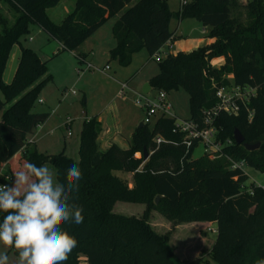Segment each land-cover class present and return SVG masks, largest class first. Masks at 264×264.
Instances as JSON below:
<instances>
[{
    "label": "trees",
    "instance_id": "obj_1",
    "mask_svg": "<svg viewBox=\"0 0 264 264\" xmlns=\"http://www.w3.org/2000/svg\"><path fill=\"white\" fill-rule=\"evenodd\" d=\"M0 1L18 12L10 26L0 14L4 26L0 31V90L4 97H0V167L9 163L11 178L28 162L38 167L51 162L61 183L74 163L83 172L75 202L84 208V221L61 226L78 240L61 264H201L200 259L178 258L169 235L152 227L149 218L153 210L171 221L215 223L217 236L210 254L217 264L264 262V187L249 184V176L231 168L225 157L245 161L264 173V0H191L177 12L171 10L168 0H76L74 10L61 22L53 21L48 14L60 0ZM173 17L197 18L210 27L208 37L215 40L161 58L158 73L150 79L152 89L168 93L184 88L190 95V119L202 122L203 111L218 102L213 81L257 88L250 111L242 107L238 114L221 112L215 120L218 138L234 140L224 146L225 156L196 157V145L187 151L183 134L173 131L176 118L167 116L138 126L128 148L114 143L106 150H101L97 141L102 130L98 117L86 119L78 161L64 152H40L29 141L49 117V113L32 109L41 89L52 79L47 75V61L21 42L32 23L61 42L63 51H77L115 18L112 32L116 44L110 58L126 66L135 52L146 48L154 58L169 41L179 38L170 27ZM15 44H20L21 55L12 81L6 83L3 73ZM77 57L80 61L83 55L78 53ZM219 57H224L225 63L213 66L211 61ZM236 130L244 137L242 144L235 141ZM157 136L164 139L159 144ZM258 142V149L246 148L247 143ZM145 151L149 154L146 161ZM116 171L131 173L132 182ZM0 180L11 183V179ZM118 201L143 203L146 209L141 217L116 213L113 208ZM3 215L0 213V220ZM10 252L17 256L14 248L10 247Z\"/></svg>",
    "mask_w": 264,
    "mask_h": 264
},
{
    "label": "rangeland",
    "instance_id": "obj_2",
    "mask_svg": "<svg viewBox=\"0 0 264 264\" xmlns=\"http://www.w3.org/2000/svg\"><path fill=\"white\" fill-rule=\"evenodd\" d=\"M182 0H168L169 6L172 11L177 12L181 9ZM136 2V0L134 1ZM133 2V3H134ZM132 3V4H133ZM76 0H60L59 4L48 10L50 18L55 22H61L66 15L72 12L75 8ZM0 14L4 19H7V25L10 26L16 20L18 12L11 7L8 3L0 1ZM245 18V15L243 16ZM115 22V18L108 20L103 26H101L97 32L98 40L102 42L99 48L95 51L97 52V57L103 58L107 54L105 52V44L110 37H113L112 27ZM171 30L178 33H182L183 36L180 39L191 38L194 42L201 39L206 40L208 33L210 31L209 26L203 25L195 17H187L182 20L173 17L170 23ZM4 26L0 22V31H2ZM204 29L206 32H204ZM46 32L40 30L39 26L32 23L30 25V31L21 38V42L25 47L33 48L32 46H38L42 44L43 37L46 36ZM95 38L93 39H97ZM92 39V38H91ZM203 40V41H204ZM89 42L85 45H89ZM48 47V45H46ZM21 54L20 44H15L10 52V56L3 73L4 82L8 83L12 81L16 68L18 66L19 56ZM163 52H161L160 57H164ZM76 66L82 67L84 63H78L77 57H74ZM77 61V62H76ZM112 67L111 71L104 73L102 70H92V71H80L75 67V75L72 76V81L65 82L66 72L61 67L57 68L55 63L49 61V69L47 75L51 74L52 79L49 80L41 89L36 101L33 105V111L39 110L40 108H45L40 101L41 99H46L44 95L45 92L54 89L53 87V75L50 72L55 70L57 77L60 79L59 83H55L61 91L65 92L67 89H75L77 95H71L66 98V106L62 108V114L59 118V127L53 136L48 137L43 143L40 144V152L45 154H58L64 152L67 156L78 161L80 159L79 146H80V135L82 131L83 120L86 117L95 115L101 110L103 106L102 97H109L113 94L115 81L121 80L119 82V90L121 89V82H127L132 76L131 80L128 82L130 88L126 89L125 94L120 95L118 92L116 102L121 108V124L126 128V133H129L131 127H137L145 118V108L141 104L137 103L139 98L138 93H143V88L146 83L149 82L152 76L159 71V59L157 56L154 58L150 57L149 52L146 48H143L134 53L132 61L130 64L124 66L121 65L119 60L110 58V55L105 61ZM65 65V63H64ZM104 65V64H103ZM218 67L217 64H212ZM217 65V66H216ZM79 71V72H78ZM53 72V71H52ZM68 72V71H67ZM137 73V74H136ZM136 74V75H135ZM45 75V77L47 76ZM82 75V78L79 77ZM61 76V77H59ZM116 78V79H115ZM71 80V79H70ZM65 82V83H64ZM49 83V84H48ZM50 88H48V86ZM86 86L85 88H83ZM52 87V88H51ZM158 90L152 89L148 94L149 98L156 100L158 96ZM83 93H86L87 103L81 101ZM0 97H3V93L0 90ZM167 100L171 105V114L177 120H186L191 118L190 110V95L182 87L172 89L167 93ZM2 114H0L1 119ZM55 123V121L53 122ZM128 130V132H127ZM53 140H58L61 143L53 142ZM203 154L202 146L195 149V156L198 157ZM140 155V153H138ZM145 158V157H144ZM149 158V157H148ZM147 158V159H148ZM145 159V161L147 160ZM43 166H47L50 171L53 172L55 179L57 178V169L51 162H46ZM249 174L248 183H252L254 180L258 183L264 184V173L258 171L249 166L246 167ZM118 176L127 181L132 182V174L125 171H116ZM10 176L9 167L7 165L0 167V178L7 179ZM0 184L3 182L0 180ZM146 209V205L143 203H133V202H122L118 201L113 211L116 213L124 214L127 216H137L141 217ZM149 221L152 227L160 234H168L170 243L175 248V253L180 260H194L200 259L201 264H217L211 258V249L216 240L217 233L208 230L209 225H202L200 222H177L171 221L165 218L159 211H151ZM212 228H216L217 225L214 223L211 225ZM10 247L0 244V251H8ZM10 257V264H16L17 256L14 253L8 254Z\"/></svg>",
    "mask_w": 264,
    "mask_h": 264
},
{
    "label": "clouds",
    "instance_id": "obj_3",
    "mask_svg": "<svg viewBox=\"0 0 264 264\" xmlns=\"http://www.w3.org/2000/svg\"><path fill=\"white\" fill-rule=\"evenodd\" d=\"M9 179L0 184V244L17 251L16 264L66 261L78 240L61 226L84 221V208L75 202L83 179L80 166H70L63 183L47 166L31 162ZM0 264H10L7 251H0Z\"/></svg>",
    "mask_w": 264,
    "mask_h": 264
},
{
    "label": "crops",
    "instance_id": "obj_4",
    "mask_svg": "<svg viewBox=\"0 0 264 264\" xmlns=\"http://www.w3.org/2000/svg\"><path fill=\"white\" fill-rule=\"evenodd\" d=\"M39 28H40V30H43L41 27H39ZM99 30L94 32L80 46V48L77 51H67V50L63 51L62 50L63 49L62 43L59 42L58 40L51 38L48 35V33H46L47 35L43 37L42 44L38 45L37 47L32 46L33 47L32 49L38 53V55L40 56V58L43 61H47L48 67L50 65L49 61H51L52 63H55L56 69L57 68L61 69V67H62L64 69V71L66 72L65 82L72 81V76L75 75V72H76L75 67H77L74 57H77L78 53L82 54L86 61L92 62L93 64H95L96 66H98L101 69H104L107 65H109L105 61L107 60V57L110 55L111 48L113 46H115L116 41H115V38L110 37V39L107 41V45L105 44L103 46L106 49L105 52H106L107 56L103 57V58L97 57V52L95 50L98 49L99 45H101V43H102L100 41H96L99 38L96 35L97 32H99ZM204 32H206L205 29H204ZM95 36H97L96 37L97 39H93V38H95ZM175 36L179 37V38L172 40V41H169L161 49V52H163V53L169 52V53L177 54L179 51H191L193 49L198 48L199 46L210 44L215 40V39L209 38V37H207L206 40L201 39L197 42H194L193 40H191V38L180 39V37H182L183 34L178 33L177 30L175 32ZM88 40H92V41H90L91 43H89V45H85L89 42ZM46 45H48V47H46ZM19 58H20V56H19ZM77 59H78V63H81L79 61L78 57H77ZM18 63H19V61H18ZM64 63H65V65H64ZM211 63L217 64L218 67H220L225 63V58L224 57L215 58L211 61ZM83 67H84V65L82 67H79V68L77 67V68L80 70ZM92 70H94V69L86 70V72L92 71ZM111 70H112V67L110 66V68L108 70H105L104 73H106L107 71H111ZM52 71L50 68V72L53 75V87L55 88V90L50 89V91H47L44 93L47 100L41 99L40 102L43 105H45V106H43L45 108H40L39 110L35 111V112L49 113V117L43 124H41L40 126H38L35 129L33 134H31L29 136V141L35 143L39 151H40V148H39L40 144L43 143L46 139H48V137L53 136L55 134V132L57 131V129L59 127L58 121L60 118V114H62V108H65V106H66V98L71 96V95H77V91L74 88L73 89H67L66 88L65 92L64 91L62 92L58 86H55L54 84L59 83L60 79L57 77L55 70H52ZM59 77H61V76H59ZM79 77L82 78V75H79ZM44 78H45V76L42 79H44ZM131 78H132V76L128 79L127 83L131 80ZM117 81L118 82L115 81V83H114V89H113V94L111 95V98H109V97L107 98L105 96L102 97V99H104V100H103V106L101 107V110L98 113H96L95 115L92 114L91 116L86 117L83 120V123H84V121L86 119H89L93 116L98 117V120L101 122V126H102L101 133L99 134L98 140H97L101 150H106L111 144H114V143L117 144L118 146H120L121 148H124V149L128 148L129 144H130V138H131L134 130L140 125L139 124L137 127H135V126L131 127V130H129V133L125 134L126 128L121 124V108L115 100V98H117V96H118V92L120 91L119 90V82L121 80L117 79ZM148 83H150V80ZM48 84H47V86H48ZM85 87L86 86H84L83 88H85ZM48 88H50V87L48 86ZM151 90H152V87H151ZM73 91H75V93ZM83 100H85V103H84V105H85L87 103L86 93H83V97H82L81 101L83 102ZM54 121H55V123H53ZM82 128H83V124H82ZM127 132H128V130H127ZM53 142L61 143L58 140H53ZM18 157H19V154L15 157V159H17ZM5 165H7L9 167L10 164L6 163L3 166H5ZM9 171H10V168H9ZM200 224L211 226L214 223L200 222ZM9 253H11L10 250L8 251V254Z\"/></svg>",
    "mask_w": 264,
    "mask_h": 264
},
{
    "label": "built area",
    "instance_id": "obj_5",
    "mask_svg": "<svg viewBox=\"0 0 264 264\" xmlns=\"http://www.w3.org/2000/svg\"><path fill=\"white\" fill-rule=\"evenodd\" d=\"M191 0H182L181 5L186 6ZM242 3H247L249 0H240ZM169 52H165L166 56ZM161 51L155 56L160 60ZM80 62L84 63V67L80 71H86L90 69L95 70H108L110 68L107 65L104 69L99 68L90 61H86L83 57L80 58ZM213 85L216 88V98L218 100L216 106L203 111V120L198 122L192 119L177 120L175 122L174 132L183 134V142L186 145L187 151H190L195 145L197 147L202 146L203 154L208 155L211 159H216L225 156L223 148L225 145H232L234 140L228 139L222 141L218 138V129L215 126V120L221 112L229 114H238L242 107H245L250 111L249 103L251 99L256 95L257 88L252 86H225L218 85L213 81ZM130 86L127 82H121L120 95L125 94L126 89ZM75 93V91H73ZM138 104H141L145 108V124L153 123L160 116L174 117L170 110L171 105L167 100V92L160 90L156 100L149 98L148 94L138 93ZM252 113H250V117ZM164 139L161 136L156 137V142L159 144ZM230 162V166L233 169H241L245 174H248L246 167L248 166L245 161H238L230 156H225ZM250 177V176H249ZM8 179L10 178L7 177ZM237 179V177H235ZM256 186L264 187V184L253 181ZM252 191V189H248ZM208 230L217 233V227L214 229L211 226Z\"/></svg>",
    "mask_w": 264,
    "mask_h": 264
},
{
    "label": "water",
    "instance_id": "obj_6",
    "mask_svg": "<svg viewBox=\"0 0 264 264\" xmlns=\"http://www.w3.org/2000/svg\"><path fill=\"white\" fill-rule=\"evenodd\" d=\"M151 90V84L150 83H146L144 88H143V93L147 94L149 93ZM144 122H141L139 126H143ZM234 138L237 144H242L244 142V137L242 135V133L239 130H236L234 133ZM261 146V143L258 142L256 144H246V148L248 150H256ZM149 157V154L147 153V151H145V159H147ZM161 196H158L156 198V202H158L160 200Z\"/></svg>",
    "mask_w": 264,
    "mask_h": 264
}]
</instances>
